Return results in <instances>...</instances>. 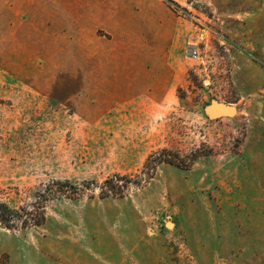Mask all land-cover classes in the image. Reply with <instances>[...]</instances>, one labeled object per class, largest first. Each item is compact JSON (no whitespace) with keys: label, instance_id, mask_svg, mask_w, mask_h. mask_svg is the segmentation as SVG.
<instances>
[{"label":"rangeland","instance_id":"1","mask_svg":"<svg viewBox=\"0 0 264 264\" xmlns=\"http://www.w3.org/2000/svg\"><path fill=\"white\" fill-rule=\"evenodd\" d=\"M89 2L39 49L0 0V264H264V0Z\"/></svg>","mask_w":264,"mask_h":264},{"label":"crops","instance_id":"2","mask_svg":"<svg viewBox=\"0 0 264 264\" xmlns=\"http://www.w3.org/2000/svg\"><path fill=\"white\" fill-rule=\"evenodd\" d=\"M89 10V0H5V34L35 36L32 43L43 49L58 34L88 31Z\"/></svg>","mask_w":264,"mask_h":264},{"label":"trees","instance_id":"3","mask_svg":"<svg viewBox=\"0 0 264 264\" xmlns=\"http://www.w3.org/2000/svg\"><path fill=\"white\" fill-rule=\"evenodd\" d=\"M153 155L151 154L148 158L149 161L151 160L153 162V165L150 167L152 170L154 169L155 166H157L161 162L176 164L175 158L167 154V152L164 149L157 151L156 154H153ZM199 155L200 154H197V153L191 154V156H189L188 159L190 162H193ZM144 167H146V163L144 164ZM148 177H151V175H149ZM141 180L142 178H136L132 180L128 179L126 180V183L122 184L121 186L111 183L110 180H105L103 185L106 188H104V190H101L100 195L101 197H106L108 195L122 196L123 189L126 187L127 182L139 183ZM53 184H56L57 186L61 185L59 183H53ZM46 189L49 190V193H51L50 187H46ZM60 191L61 189L53 191L52 192L53 196L57 195V193ZM21 208L22 207H19V209ZM18 211L19 210L11 208L4 201L0 200V223L7 227H14L15 226L14 218L18 216ZM17 218H19V216ZM44 219H45L44 205H40L39 203H36L34 212L28 213V215H26L25 218H23V220L21 221V225L22 227H26L29 225H40L44 222Z\"/></svg>","mask_w":264,"mask_h":264},{"label":"water","instance_id":"4","mask_svg":"<svg viewBox=\"0 0 264 264\" xmlns=\"http://www.w3.org/2000/svg\"><path fill=\"white\" fill-rule=\"evenodd\" d=\"M207 112L211 118L221 117V116H231L235 114L236 108L234 105L213 102L207 109Z\"/></svg>","mask_w":264,"mask_h":264}]
</instances>
